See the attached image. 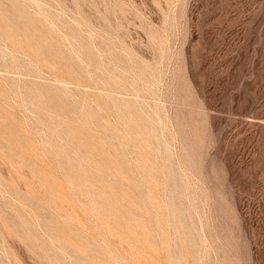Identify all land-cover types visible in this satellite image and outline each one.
<instances>
[{"label":"rangeland","instance_id":"obj_1","mask_svg":"<svg viewBox=\"0 0 264 264\" xmlns=\"http://www.w3.org/2000/svg\"><path fill=\"white\" fill-rule=\"evenodd\" d=\"M0 264H264V0H0Z\"/></svg>","mask_w":264,"mask_h":264}]
</instances>
